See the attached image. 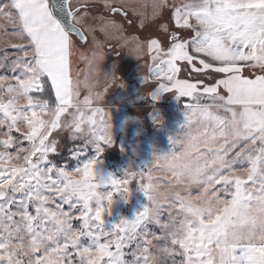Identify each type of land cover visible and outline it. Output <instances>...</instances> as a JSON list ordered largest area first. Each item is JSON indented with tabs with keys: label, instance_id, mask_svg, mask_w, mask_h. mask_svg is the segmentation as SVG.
I'll list each match as a JSON object with an SVG mask.
<instances>
[{
	"label": "snow or ice",
	"instance_id": "1",
	"mask_svg": "<svg viewBox=\"0 0 264 264\" xmlns=\"http://www.w3.org/2000/svg\"><path fill=\"white\" fill-rule=\"evenodd\" d=\"M98 3L99 0H0V18L14 29L11 35L21 41L11 44L19 49L14 58L7 53L0 58V69L15 74L11 77L0 75V86H4L9 94L19 88L29 98L28 107L33 117L35 106H45L53 96L58 113L72 105L74 96L80 99V84L71 78L70 55L77 42L74 37L86 43L85 33L96 30L86 25V21L92 18ZM103 6L110 13L127 15L123 0H103ZM152 9L150 15L138 14L140 27L160 21L157 24L159 35L145 40L134 37L128 41L138 56H147L151 60L148 74L144 76L147 95L156 99L158 89L196 101L186 105L189 125L199 120L210 122L214 129L211 135L207 130L192 132L182 153L157 157L155 168L165 171L163 180L173 184L185 180L193 185L203 184L197 197L210 192L217 198L219 206L207 219L198 209L189 207L187 211L199 219L195 224L180 221L178 229L171 217L168 222L161 223L164 210L160 208L159 214H155L159 201L149 194L154 188V177L149 172L147 187L143 190L152 206L136 215L135 222L123 220L114 228L119 233H134L137 227H146L147 223L163 225V228L171 226L173 231L167 235L171 236L173 248H165L163 252L173 258V264L177 255L182 256L181 264H264V0H153ZM100 19L101 31L106 32L109 28L123 31L122 25L114 19ZM182 70L199 73L203 78L195 82L181 79ZM246 71L248 75H245ZM209 79L211 83L207 82ZM112 80H115L114 75ZM120 86L123 87V83ZM33 93L42 95L33 96ZM201 99L212 103L202 105ZM100 100L99 94L85 96L82 100L88 106V132L82 141L102 153L104 148L112 147L113 141L110 114L101 107H93L94 102ZM215 108L230 113L233 119L229 122L214 115L212 109ZM0 112L15 122L13 105L0 104ZM80 119L85 121L83 116ZM75 133L72 137L78 138L80 123L76 124ZM57 134L63 133L53 123L29 137L30 141L34 138L40 145L38 151L44 164L59 148L60 135ZM218 137L224 142L215 145L213 141ZM173 143L184 141L176 139ZM3 144H10V141L5 139ZM209 153L213 154L210 160ZM238 163H246L248 167L237 170L234 165ZM96 168V162H89L77 170L84 177L85 186L80 189L82 212L76 220L97 243L98 250L69 253L61 264H126L124 249L128 247L125 243L128 237L113 234L111 239L105 237L100 243L101 237L88 231V214L92 211L90 198L97 189L110 184L112 189L120 191L129 181L102 180ZM36 171L39 172V168ZM14 175L15 172H0V185L11 184ZM59 175L67 176V171H60ZM40 179L38 175V184ZM24 187L20 185L21 189ZM165 194L159 192L160 197ZM29 195L32 198V194ZM108 198L111 199V193ZM35 199L43 201L44 198L36 194ZM64 202L70 203V197L62 201L61 208ZM179 202L183 205V199ZM4 210V206H0V214ZM47 215L61 226L65 224L55 211H48ZM95 219L100 220L99 211ZM152 235L154 239L159 238ZM79 238V235L71 237V247H76ZM150 253L149 244H145L137 264H151ZM11 261L12 256L0 253V264H11ZM36 261L44 264L40 254L36 255Z\"/></svg>",
	"mask_w": 264,
	"mask_h": 264
},
{
	"label": "rangeland",
	"instance_id": "2",
	"mask_svg": "<svg viewBox=\"0 0 264 264\" xmlns=\"http://www.w3.org/2000/svg\"><path fill=\"white\" fill-rule=\"evenodd\" d=\"M123 3L127 12L125 17L112 15L104 10L103 0H99L92 18L86 21V25H91L96 30L85 33L86 43H80L74 38L77 42L70 55V73L73 81L80 84V99L74 96L69 108L58 113L55 105L51 106L50 101H47L45 106H35L36 115L33 117L32 110L28 107L29 98L19 88L9 94L4 86H0V104L13 105L16 116L13 122L0 112V172H15L11 184L0 185V206L5 208L0 214V253L12 256L11 264H37V254L42 256L44 264H61L69 253L85 249L94 253L98 250L97 243L88 237L81 222L76 220L82 212L80 189L85 186L84 177L77 170L85 163L96 162V172L102 180L114 178L129 181L120 191L112 189L110 184L97 189L96 194L90 198L92 211L88 214V231L99 235L100 243L104 242L105 237L111 239L113 234L128 237L125 241L128 247L124 249L127 253L124 257L126 264H137L145 244H149L151 248V264H173V258L163 252L165 248H173L171 236L167 235L173 231L171 226L163 228V225L147 223L146 227H137L134 233H119L114 228V225L123 220L135 222L136 215L145 207L152 206L143 190L147 187L146 177L149 172L154 177V188L149 194L155 191L166 193L164 197L159 196V204L154 210L155 214H159V209L163 208L161 223L168 222L171 217L178 229L180 221L195 224L199 219L197 215L187 211L189 207L198 209L200 215L207 219L219 206L217 198L210 192L197 197L203 184L193 185L187 180L173 184L163 180L165 171H157L155 168L157 157L182 153L192 132L207 130L211 135L214 129L210 122L199 120L189 125L186 105L196 101L178 94L163 93L158 89L155 91L156 99L147 95L144 76L148 74L151 60L147 56H138L132 43L128 41H132L134 37L145 40L159 35L157 24L160 21L140 27L141 17L138 14L150 15L153 0H123ZM101 17L114 19L122 25L123 31L111 28L106 32L101 31ZM166 19L167 13L164 16V20ZM0 25L3 26L0 27V58L5 53L14 58L19 49L11 47V44L21 41L11 35L14 29L3 18H0ZM196 74L182 70L179 76L195 82L202 79L199 73ZM0 75L11 77L15 74L7 69H0ZM113 75L115 80H112ZM207 82L211 83V80ZM121 83L123 87L120 86ZM98 94L102 96V100L94 102L93 107H101L110 114L113 141L112 147L104 148L102 153L95 146L82 141L88 132V106L82 100L85 96L95 97ZM199 103L206 105L212 101L201 99ZM236 111L239 112V109ZM212 112L229 122L233 119L230 113L222 109L215 108ZM81 116L85 117L84 122H81ZM53 123L65 135L57 134L60 135L59 148L44 164L38 151L40 145L34 138L30 141L29 137H33L34 132L38 134L39 130L49 128ZM77 123L81 125V133L78 138H73ZM228 132L231 136L230 127ZM5 139L10 144H3ZM176 139L184 143L174 144ZM223 142L219 137L213 141L215 145ZM212 155L208 154L209 160ZM247 167L246 163L234 165L237 170ZM36 168H39V172ZM63 170L67 171V176L59 175ZM38 175L41 177L39 184ZM21 184L25 185L23 189L20 188ZM109 193L111 199L108 198ZM36 194L43 197V201L35 199ZM69 197L70 203L64 202L61 208L59 205ZM181 199L183 205L179 202ZM37 207L42 210L35 211ZM48 211H55L65 224H58L56 219L47 215ZM98 211L99 221L95 219ZM153 233L159 238L154 239ZM74 235L80 236L75 248L71 247V237ZM66 244L69 247L65 249ZM174 260L175 264H181L182 256L177 255Z\"/></svg>",
	"mask_w": 264,
	"mask_h": 264
},
{
	"label": "water",
	"instance_id": "3",
	"mask_svg": "<svg viewBox=\"0 0 264 264\" xmlns=\"http://www.w3.org/2000/svg\"><path fill=\"white\" fill-rule=\"evenodd\" d=\"M115 14H119V15L125 17V15L123 14V12H121V13H112V15H115ZM74 38H75L77 41H79L78 38H76V37H74ZM79 42H80V41H79ZM80 43H84V42H80Z\"/></svg>",
	"mask_w": 264,
	"mask_h": 264
},
{
	"label": "clouds",
	"instance_id": "4",
	"mask_svg": "<svg viewBox=\"0 0 264 264\" xmlns=\"http://www.w3.org/2000/svg\"><path fill=\"white\" fill-rule=\"evenodd\" d=\"M153 195H154L157 199L159 198V192H158V191L153 192ZM214 207H216V206H214ZM154 264H155V262H154Z\"/></svg>",
	"mask_w": 264,
	"mask_h": 264
},
{
	"label": "trees",
	"instance_id": "5",
	"mask_svg": "<svg viewBox=\"0 0 264 264\" xmlns=\"http://www.w3.org/2000/svg\"><path fill=\"white\" fill-rule=\"evenodd\" d=\"M50 103H51V104H50L51 106H54V105H55V104H54V103H55L54 96H53V100L50 101Z\"/></svg>",
	"mask_w": 264,
	"mask_h": 264
},
{
	"label": "crops",
	"instance_id": "6",
	"mask_svg": "<svg viewBox=\"0 0 264 264\" xmlns=\"http://www.w3.org/2000/svg\"><path fill=\"white\" fill-rule=\"evenodd\" d=\"M195 74H196V73H195ZM196 75H197V74H196ZM198 75H199V74H198ZM200 75H201V74H200ZM245 75H248V72H247V71L245 72ZM188 76H191V75H188ZM179 78L184 79L183 77H180V76H179ZM202 78H203V77H202Z\"/></svg>",
	"mask_w": 264,
	"mask_h": 264
}]
</instances>
